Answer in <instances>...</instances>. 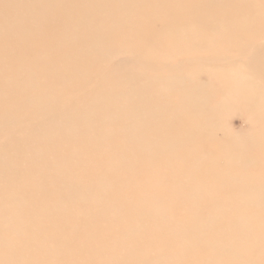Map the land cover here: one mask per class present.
<instances>
[{"label":"bare ground","instance_id":"6f19581e","mask_svg":"<svg viewBox=\"0 0 264 264\" xmlns=\"http://www.w3.org/2000/svg\"><path fill=\"white\" fill-rule=\"evenodd\" d=\"M248 72L264 0H0V264H264Z\"/></svg>","mask_w":264,"mask_h":264},{"label":"rangeland","instance_id":"374dc122","mask_svg":"<svg viewBox=\"0 0 264 264\" xmlns=\"http://www.w3.org/2000/svg\"><path fill=\"white\" fill-rule=\"evenodd\" d=\"M240 72L243 73V71H240ZM245 73L247 74L246 71H245ZM248 74L249 75L251 74V76L254 79V82H258L260 90L264 91V85H263L264 84V81H263L264 80V74L257 75V74H253V73H249V72H248ZM260 78L262 81L260 80ZM260 82H262V83H260ZM214 87L218 88L217 85H214ZM263 91H260L262 93V95L259 94V96H262L261 97L262 99H264V92ZM230 95H231L230 92L219 93V97L221 99H224V100L226 98L230 97ZM234 110L229 111V113H227V115L225 117H222V120H221L222 125L230 133L232 132V133L242 137V143L239 144L241 146L242 153H244L245 151L247 152L252 146H254V148L257 149L258 146L264 141V134L262 132H260L259 125L256 128V126L253 123H250L244 117L245 114L242 115L241 110L240 111H234ZM249 130H251V132L249 133L248 138H244L243 135L245 134L246 131H249ZM219 135L222 137V133H219ZM239 155H242V154H240V152H239Z\"/></svg>","mask_w":264,"mask_h":264}]
</instances>
